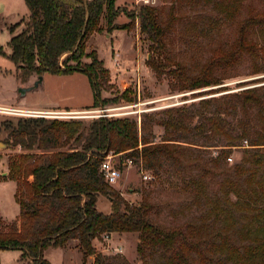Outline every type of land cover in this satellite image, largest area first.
Returning a JSON list of instances; mask_svg holds the SVG:
<instances>
[{"label": "trees", "instance_id": "16d2710c", "mask_svg": "<svg viewBox=\"0 0 264 264\" xmlns=\"http://www.w3.org/2000/svg\"><path fill=\"white\" fill-rule=\"evenodd\" d=\"M117 2L25 0L29 18L24 28L18 33L16 28L10 29L11 59L19 80L25 83L32 76L45 73H82L89 78L94 92V105L86 110L104 108L107 100L102 99L97 80H107V73L101 69L96 52L85 53L90 36L102 31L103 20L109 31L131 30L138 20L141 32L153 43L154 54L148 62L157 78L174 76L182 92L222 85L224 80L215 75L216 70L230 66L242 47L257 57L255 45L244 44L240 39L237 51L220 52L191 74L173 61L168 51L175 5L167 8L163 17L166 8L144 4L139 11H119ZM216 6L219 8L220 4ZM122 15L129 23L118 26L115 22ZM249 25L262 27L264 18L252 20ZM85 57L92 58L91 64L82 65ZM123 96L128 102L133 101L130 90ZM200 105L195 110H170L169 118L157 123L167 131L175 129L203 139V147L220 148L218 157L211 159L215 167L227 163L235 149L242 150L243 156L219 184L223 198H213L208 193L207 167H202V176L183 178L182 191L193 196L195 205L205 202L211 206L215 218L226 223V236L218 233L221 243H212L209 249L220 255L216 264H264V90L236 92L203 100ZM195 120L196 125L190 128ZM147 124L142 122L141 131L151 128ZM1 131L7 134L5 144L19 149L8 160L7 178L16 183L15 200L20 215L8 223L0 216V252L20 251L31 264H51L45 251L64 249L69 242L77 241L86 258L96 256L94 264H117L120 257L99 253L93 242L103 235L137 234L138 252L145 264L158 254L168 257L166 264H194L191 259L195 256L205 264H214L201 252L200 227L154 223V206L147 197L139 204L129 203L106 182L101 171L103 158L111 154L120 158L126 155V159L157 176L163 161L169 160L180 176L184 166L178 145L172 144L177 140L157 143L144 139L139 136L138 122L127 117L88 121L20 117L4 120ZM189 141L187 144L196 145ZM232 195L236 201L231 200ZM100 197L109 200V214L98 210ZM229 232L235 233L239 242H231Z\"/></svg>", "mask_w": 264, "mask_h": 264}, {"label": "rangeland", "instance_id": "374dc122", "mask_svg": "<svg viewBox=\"0 0 264 264\" xmlns=\"http://www.w3.org/2000/svg\"><path fill=\"white\" fill-rule=\"evenodd\" d=\"M217 3L225 5V8H218ZM144 4L159 9L166 8L163 17L167 8L175 5L176 18L167 39L168 51L173 61L181 63L191 74H196L214 55L237 51L240 39L244 44L255 45L257 57L247 51L246 46L242 47L230 66L216 70L215 75L224 80L222 85L182 92L174 76L165 74L161 80L157 78L148 62L154 54L153 43L141 32L138 20L131 30L114 31H109L103 20L102 31L90 36L85 53L96 52L102 63L101 69L107 73V80L99 77L97 80L101 85L102 99L107 100V103L102 109L87 111L94 105V92L85 74L45 73L40 79H36L37 86L34 82L32 87L23 88L30 79L23 83L17 76L18 70L11 59L9 46L12 37L10 29L22 31L29 18V9L25 0H0V107L31 109L23 110L30 113L0 112V144L5 145L0 148V216L8 223L17 220L20 215V208L15 200L16 183L7 178L8 160L18 154L19 149L5 144L7 134L1 131L3 121L31 116L46 120H70L72 116H95L98 115L96 112L107 109L110 111L105 114L137 121L139 136L144 139L157 143L162 140H177L172 141V144L178 145V154L184 166L180 177L174 163L169 160L163 161L158 176L154 171H147L136 164L131 168L117 164L118 182L112 187L133 205L141 203L147 197L154 206L152 219L158 225L185 227L192 224L200 227L202 231L198 241H202L201 252L216 264L220 255L209 249L212 243H221L222 238L218 233L226 236V223L216 219L210 211L211 206H207L205 202L200 206L195 205L193 196L182 191V180L190 176H202V167H207L210 171L205 179L208 193L213 198L216 195L223 198L219 184L224 175L232 173L233 167L241 162L242 150L235 149L230 161L228 159L223 166L215 167L211 159L218 157L220 148L203 147L206 144L203 139L175 129L167 131L157 122L167 120L170 110L199 109L203 100L219 99L251 89L264 90V26L253 28L249 25L252 20L264 18V0H118L117 7L119 11H139ZM126 23L129 20L124 15L115 22L118 26ZM91 62L92 58L88 57L81 61L82 65H89ZM21 88L27 90L26 96L20 93ZM126 90H130L129 98L132 102H128L123 96ZM66 110L84 111L73 113ZM85 112L90 114L85 115ZM143 121L151 125L149 130L141 131ZM196 123L195 120L189 127L193 128ZM189 140H193L196 145L187 144L191 142ZM125 156L116 157L115 163L125 160ZM145 175L149 178L145 179ZM231 200L236 201L234 195ZM97 208L104 214L111 212V204L105 197L99 198ZM229 236H232L231 242H239L235 233L229 232ZM138 244L137 234L103 235L93 242L99 253L120 257L117 264H145L139 255ZM20 253L13 250L0 252V264H27L28 260L21 261ZM45 256L52 264H94L96 258H86L77 241L69 242L64 249H48ZM223 258L224 256L220 257L221 260ZM191 260H194V264H205L198 256ZM167 261L168 257L158 254L153 259H148L146 264H166Z\"/></svg>", "mask_w": 264, "mask_h": 264}, {"label": "built area", "instance_id": "2783aa9c", "mask_svg": "<svg viewBox=\"0 0 264 264\" xmlns=\"http://www.w3.org/2000/svg\"><path fill=\"white\" fill-rule=\"evenodd\" d=\"M146 1V0H144ZM151 2H155L156 0H148ZM107 109H103L101 111L96 112L98 115L95 116H77L74 117L72 116L71 119H94V118H100V117H115V116H110L108 114H105ZM1 113H9V112H14V113H30V112H24L23 110L20 109H6V108H0ZM85 115H89L90 113L85 112ZM21 115H27V114H21ZM32 117V116H31ZM70 118V117H68ZM116 157H120L119 155H111L109 154L108 156L103 158L102 164H101V171L105 176L106 182L113 186L118 182V176H119V169L117 168V164H119L122 167L126 168H131L134 165V162L130 159H123L121 161H118V163H115L114 159ZM231 159H229L230 161ZM149 176L145 175V179H148Z\"/></svg>", "mask_w": 264, "mask_h": 264}, {"label": "crops", "instance_id": "0c3cea01", "mask_svg": "<svg viewBox=\"0 0 264 264\" xmlns=\"http://www.w3.org/2000/svg\"><path fill=\"white\" fill-rule=\"evenodd\" d=\"M8 25V24H7ZM6 25V26H7ZM15 33H18L17 32V30H16V32ZM12 38V37H11ZM37 77V78H36ZM38 80V76H32L31 78H30V80H31V83H30V80H29V82L27 83V86H25V87H23V88H28V87H32V84L35 82H37V80ZM35 85V84H34ZM23 88H21V89H23ZM21 89H19V90H21ZM26 96V95H25ZM0 108H6V109H16V107H3V106H1ZM17 108H21L20 110H31V109H27V108H24L23 109V107H17ZM33 111H36L37 113L38 112H42V110H33ZM82 111H84V110H66V112H73V113H82ZM27 112H30V111H27ZM32 112V111H31ZM45 112V111H44ZM50 249H54V248H50ZM1 252H4V251H1ZM46 252V251H45ZM45 255V254H44ZM46 257V256H45ZM20 259H21V261L22 262H24V260H26V259H23V257H22V254L20 253ZM48 260V259H47ZM49 261V260H48ZM28 263L27 264H31L30 263V261H27ZM50 262V261H49ZM51 263V262H50ZM52 264V263H51Z\"/></svg>", "mask_w": 264, "mask_h": 264}, {"label": "water", "instance_id": "95a60500", "mask_svg": "<svg viewBox=\"0 0 264 264\" xmlns=\"http://www.w3.org/2000/svg\"><path fill=\"white\" fill-rule=\"evenodd\" d=\"M38 79H40V77H39ZM37 85H38V82L35 83V86H37ZM26 91H27V90H25V89H21V90H20V93H22V96H25V95H26ZM1 147H5V145L0 144V148H1Z\"/></svg>", "mask_w": 264, "mask_h": 264}]
</instances>
